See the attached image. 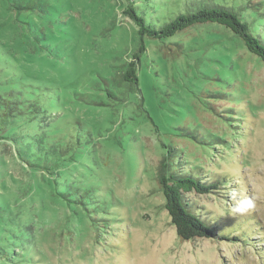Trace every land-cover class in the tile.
<instances>
[{
  "label": "rangeland",
  "instance_id": "1",
  "mask_svg": "<svg viewBox=\"0 0 264 264\" xmlns=\"http://www.w3.org/2000/svg\"><path fill=\"white\" fill-rule=\"evenodd\" d=\"M13 1L33 0H0V88L33 86L45 108L17 133L24 144L46 138L76 152L48 175L0 141V194L12 208L7 226L0 219V264H264L260 59L216 24L146 38L140 94L124 107L106 92L139 39L120 0H34L47 8L42 16ZM159 1L150 23L191 0ZM205 1L233 9L264 40V0ZM168 153L178 170L218 183L217 193L187 198L206 226L239 240L179 239L157 180ZM59 192L84 204L67 206ZM244 198L253 207L232 213Z\"/></svg>",
  "mask_w": 264,
  "mask_h": 264
},
{
  "label": "trees",
  "instance_id": "2",
  "mask_svg": "<svg viewBox=\"0 0 264 264\" xmlns=\"http://www.w3.org/2000/svg\"><path fill=\"white\" fill-rule=\"evenodd\" d=\"M120 2L124 15L136 26L139 39L138 49L130 55L126 54L124 56L126 59H123L124 63L114 66L115 75L110 81L113 88L110 89L116 94L110 91L106 92L107 96L123 103L124 107L129 104L126 103V96L140 94L137 70L141 56L145 51L144 40L146 38L166 40L195 26L216 24L231 31L242 41L249 53L259 58L264 66V40L253 35L248 23L231 8L205 0H191L183 4V11L173 18L170 17L163 23H160L161 20L156 18L155 22L150 23L146 20V15L151 14L148 10L154 9V4L159 5V0H120ZM11 5L18 10L25 8L37 15L47 14V8L34 0L24 6L14 1ZM26 26L30 27V24H26ZM34 35L36 34L32 33V36ZM14 84L7 83L3 88H0V141L11 144L15 148L16 157L28 169L53 175L54 170L68 161L67 157L74 156L76 150L71 148L70 144L69 146L63 145L62 148L55 147L46 138L43 140L29 139V142L24 144V137L18 135V130L22 126L37 122L40 115L44 114L45 108L39 101L42 95L37 92V88L20 85V89L17 90L18 86ZM125 113L127 114V111ZM54 144L62 145L63 143L57 141ZM157 180L165 199L164 209L181 241L215 239L229 242L240 239L235 235L230 237L225 234L219 235L206 226V221L198 213L196 204L187 198L192 193L198 195L217 193L218 183L202 181L198 175L178 170L173 159L170 158V153L164 156L158 164ZM56 196L67 206L73 203L84 204L82 196L75 197L68 192H59ZM11 209V206L0 194V219L6 226V223L10 222V218L5 217V213H8L10 217ZM10 231L9 229L8 232ZM245 232L247 236L251 237L247 230ZM0 247L4 249L3 246Z\"/></svg>",
  "mask_w": 264,
  "mask_h": 264
},
{
  "label": "clouds",
  "instance_id": "3",
  "mask_svg": "<svg viewBox=\"0 0 264 264\" xmlns=\"http://www.w3.org/2000/svg\"><path fill=\"white\" fill-rule=\"evenodd\" d=\"M251 207H253V203L250 199L247 198L238 199L235 205L233 206V208L231 209V212L243 214Z\"/></svg>",
  "mask_w": 264,
  "mask_h": 264
}]
</instances>
